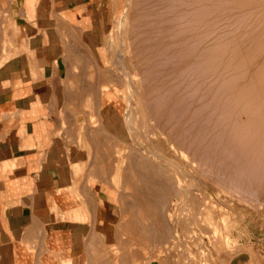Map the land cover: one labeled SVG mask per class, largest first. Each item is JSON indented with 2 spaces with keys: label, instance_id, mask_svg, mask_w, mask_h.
<instances>
[{
  "label": "rangeland",
  "instance_id": "obj_1",
  "mask_svg": "<svg viewBox=\"0 0 264 264\" xmlns=\"http://www.w3.org/2000/svg\"><path fill=\"white\" fill-rule=\"evenodd\" d=\"M110 1L113 13L112 20L105 31L102 51L96 55L91 53L90 58L94 61L95 70L90 71V76L96 80L95 88L98 93L104 90H109L113 93L120 94L122 98V107L126 109L125 116L127 117H124L121 123L123 131L122 133H117L116 137L113 136L112 138L113 141H117L113 142L114 147L104 150V155L101 154V150H97L95 154L96 161L100 162V167L103 169L106 179L109 180L111 178V185L115 189L122 205V214L121 216L117 215L112 222V226L106 230V245L103 244V235L97 236V239L101 241V246H97L96 253L91 254V264H123L121 257L124 254L129 255L130 257V254L134 253L138 257H142V255L143 257H147L148 255L152 257L155 256L157 259L153 260L152 264H264V0H244L246 3L244 1L242 2V0H231L232 4L230 3V0H215V2L214 0H196L198 2L197 5H195L197 2L195 3L193 0H183L186 4H188L187 2L191 3H189L190 5L188 6L184 2H181L182 0H179L180 3L174 0L177 2L175 4L172 0ZM201 1L204 2L201 3ZM238 1H240V3ZM257 1H259V3H257ZM220 2L223 3V5L221 4L222 6L219 5ZM182 3H184V5H186L185 7H188L189 9H185ZM177 4H181L182 6ZM208 5L210 6L208 7ZM175 6H179V8H175ZM180 6L182 8H180ZM205 6L207 7V13L205 10L202 11V8H205ZM234 6L237 8L236 11L234 10ZM258 6L259 9H257ZM215 7H218L219 9ZM210 8H212V10ZM175 9L179 11L177 12ZM196 9H198V11ZM182 10H184V12L186 10L187 13L189 11L191 13L194 12V14H191V16H193L189 18V13H186L187 15L184 12L179 14ZM191 10H193V12ZM173 11L178 15L174 14ZM200 11L202 17L198 14ZM208 12L210 14L214 13V15H209ZM230 12L232 14H230ZM218 13L221 14L219 15ZM235 13L238 14L237 17ZM195 14L199 16L197 17ZM207 15L212 18L210 19ZM228 15L230 16L228 17ZM186 16L188 19L185 18ZM179 17L181 18V21L180 19L177 20ZM182 18L184 20H182ZM197 19L200 22H198ZM188 20L190 23L193 20L192 24L188 23L190 25H187L185 23L186 25H181L184 22H188ZM194 20L198 23H193ZM218 21L221 22L219 23L220 25L217 24ZM205 22L209 25L208 31H206L208 28L206 27L207 25L204 24ZM182 26L186 27L182 28ZM193 26H195V28ZM210 26H212V28ZM175 27L179 29L177 30ZM213 27L218 28L220 31H217V29ZM180 28L181 30H187H182L181 32L179 31ZM112 29L115 30L112 41H110V30ZM172 29H174L176 33ZM214 29L218 33H215ZM155 32H160L159 34L162 35L159 36L158 34V37ZM165 32L167 34H165ZM177 33H183L184 35H178ZM198 33L201 35L205 34L201 36ZM171 35L175 36L172 37ZM189 35H194V39ZM166 36H168V38ZM176 38L178 41H176ZM187 38L189 39L187 40ZM199 38H203L204 40ZM18 39L17 36V40ZM215 39L217 40L216 42ZM182 40L185 41L180 43ZM196 40L198 41L197 44ZM199 40H201L200 42L202 44H199ZM210 40L212 41L209 43ZM168 43H170L172 47L168 46V49H166L164 46H167ZM185 43H187V45ZM8 45L9 43L7 42L6 46ZM158 45L159 48L161 47L160 49L158 48ZM175 45L177 46L175 47ZM153 46H156V48ZM213 47L219 48H216V51ZM172 48L177 49L172 50ZM185 48L188 49L186 50ZM165 49L168 51L162 52L166 51ZM183 50L186 51L183 52ZM175 51H177L176 53L178 54H176ZM191 52L193 53L191 54ZM143 56H145L147 60L144 59ZM218 56L221 59H219ZM176 60L177 62H175ZM183 60L188 62L186 63V61L184 62ZM201 63L203 64L201 65ZM198 65L201 66L199 67ZM163 67H165V69ZM198 67L200 68L199 70ZM136 68L139 71L136 70ZM143 68L146 69L143 70ZM165 70L166 72H164ZM144 71H146V74H144ZM68 72L69 76L77 75L79 69L71 67ZM141 72H143L144 75ZM207 73L213 74L209 75ZM212 75L214 76V79ZM158 77H160V79ZM162 79H164V82ZM226 81L227 83H225ZM191 82L193 84H191ZM240 87L244 90L240 89ZM65 88H72V85L65 84ZM235 90L237 92H235ZM183 91L184 93L182 94ZM206 95L209 96L207 97ZM128 110L130 113H127ZM222 110L225 111L223 112ZM256 111L260 115L256 114ZM238 114L239 116H237ZM127 118L130 119L129 123L127 122V120L129 121ZM260 124L261 126H259ZM253 126H255V128L257 127V129ZM247 127L249 128L247 129ZM258 127L260 128L258 129ZM234 129L236 131H234ZM229 130H231V132ZM198 144H200V146ZM179 145H181V147ZM194 146H196V148ZM181 150L183 152H181ZM148 151H153L149 152V156L151 155L152 157L151 160V157L148 158V155L146 154ZM200 153H203L205 158L201 156ZM143 155L144 157L147 155V159L143 158ZM216 156H218V158ZM164 157L167 160L169 159V162L166 161ZM209 158L210 160L208 161ZM146 160L150 163L151 161H154V165ZM129 161L131 163H128ZM143 161L149 163L148 168L145 166L147 163L144 165ZM188 164H190V166ZM150 165L152 167H157L159 170L156 168V171L153 172L155 168H152V172H150L148 170L151 169ZM177 165L179 166L178 169ZM158 166H160V168ZM162 166H164L166 172H164L165 169L162 170ZM174 167L178 170L177 172L176 170L173 172ZM220 168L222 170H220ZM193 169H195L194 172L192 171ZM199 169L203 170H200L199 172ZM182 170L186 172V174ZM215 170L217 171L215 172ZM157 171H159V174L165 173L166 176H171V174L175 173V175L171 176L172 178L169 176L170 179L168 181L166 179L169 177L164 176L166 177L165 180L170 183V180L174 179L173 177L175 176V179L180 181V186L182 187V185H185L184 189H188V191L185 192L186 197H184V192L178 193L177 195H170L171 197L169 195V197L167 196L169 199V206L171 204V207H167V212L170 213L171 211V214L167 213V216L170 215L169 218H171V224L169 225L170 229H172L168 230V226L165 227L163 224V234L165 235L162 234V236H164L165 239L166 234L167 236L171 235H168V231H170L173 237L175 235V239H172V236H170L169 241H172L171 243L169 242L170 245L167 244L166 247L161 245L154 253L151 252L150 254L153 244H150L151 240L149 237H152V232L148 231L151 235L148 233L145 234V236L149 238L147 239L145 237L146 240L141 241V237L139 238L138 236L141 235L140 233L142 232L140 230L145 224L148 226L149 222L150 226L152 212L155 211L161 201L160 198L156 196L159 194H157L158 192H156L157 190H155V188L160 185L159 182L164 181V178L161 181L160 179L156 181V178H158L156 176L158 173ZM180 172H183L184 174H181ZM208 174L211 175L209 176ZM224 174H230L232 177L230 175L225 176ZM145 175L148 178L151 177L150 182L153 183V185L156 182L155 185L157 186H154V188L151 187L153 185L151 183L149 184L147 180L145 181V179H148ZM142 176H145V179ZM158 176L161 178V175ZM181 177H184V180ZM144 181L145 183H148V187L144 186ZM166 181L165 183L163 182V184H167ZM108 182L109 181H107V184ZM163 184L161 185L163 186ZM187 184H190V186H187ZM142 186L146 187L147 190L146 188H141ZM149 187H151V189ZM148 188L152 191V193L149 192L151 195L146 192L149 190ZM166 188L167 187H165V190L169 187ZM159 189H161V187ZM202 189L204 191H202ZM193 191L195 192L196 197L199 196L200 199H196L195 195L192 193ZM201 191L202 194L198 195ZM143 192H146L144 193L145 196ZM164 193L166 194V191ZM190 195L192 198H190ZM167 197L165 195V199ZM192 199H194V203H191ZM195 199H199L200 201L198 202ZM139 225H141L140 229H138ZM165 228L168 231H166ZM137 230L139 231L137 232ZM173 230L174 232H172ZM150 231H152L151 227ZM164 239H162V241H165ZM138 249L141 250L140 253H144L145 255L140 254ZM141 263H143V261Z\"/></svg>",
  "mask_w": 264,
  "mask_h": 264
},
{
  "label": "crops",
  "instance_id": "obj_2",
  "mask_svg": "<svg viewBox=\"0 0 264 264\" xmlns=\"http://www.w3.org/2000/svg\"><path fill=\"white\" fill-rule=\"evenodd\" d=\"M112 16L110 0H0V264H91L122 214L95 154L126 109L90 76Z\"/></svg>",
  "mask_w": 264,
  "mask_h": 264
},
{
  "label": "bare ground",
  "instance_id": "obj_3",
  "mask_svg": "<svg viewBox=\"0 0 264 264\" xmlns=\"http://www.w3.org/2000/svg\"><path fill=\"white\" fill-rule=\"evenodd\" d=\"M172 1H174V0H172ZM176 1L179 2V0H176ZM186 1H187V0H186ZM193 1H195V3H196L198 0H197V1H196V0H193ZM199 1H200V0H199ZM207 1H208V0H207ZM227 1H228V0H227ZM243 1H244V0H242V2H243ZM252 1H254V0H252ZM252 1H251V2H252ZM260 1H261V0H260ZM177 2L174 1V4L177 3ZM181 2H184V1L182 0ZM203 2H204V1H201V3H203ZM209 2H210V1H209ZM212 2H213V1H212ZM214 2H215V0H214ZM217 2H218V1H217ZM238 2L240 3V1H238ZM244 2H245V1H244ZM179 3H180V2H179ZM184 3H185V2H184ZM184 3H182V5H184ZM187 3H188V4L185 3L187 6L191 4L190 2H187ZM189 3H190V4H189ZM195 3H194V4H195ZM206 3H208V2H206ZM230 3H231V0H230ZM245 3H246V2H245ZM252 3H253V2H252ZM257 3H259V1H257ZM257 3H256V4H257ZM262 3H263V2H262ZM197 4H198V2H197L195 5H197ZM199 4H200V2H199ZM214 4H216V3H214ZM217 4H218V3H217ZM221 4L223 5V3L220 2L219 5H221ZM231 4H232V3H231ZM177 5H181V4H177ZM182 5H181V6H182ZM186 5H184V7H185ZM202 5H203V4H202ZM206 5H207V4H206ZM222 5H221V6H222ZM224 5H226V4H224ZM250 5H251V3H250ZM252 5H253V4H252ZM181 6H180V8H182ZM209 6H210V5H208V7H209ZM213 6H214V5H213ZM228 6H229V5H228ZM230 6H231V5H230ZM235 6H236V4H235ZM235 6H234V7H235ZM242 6H243V5H242ZM245 6H246V5H245ZM255 6H256V5H255ZM197 7H198V6H197ZM218 7H219V6H218ZM218 7H215V8H218ZM234 7H233V8H234ZM256 7H257V6H256ZM175 8H179V6H178V7L175 6ZM187 8H188V7H185V9H187ZM190 8H191V6H190ZM198 8H199V7H198ZM206 8H207L206 6H205V8L203 7V8H202V11L205 10V12H206ZM215 8H214V9H215ZM240 8H243V7H240ZM188 9H189V8H188ZM210 9L212 10V8H210ZM218 9H219V8H218ZM247 9H248V8H247ZM257 9H259V6H258ZM257 9H255V10H257ZM193 10H194V8H193ZM193 10H191V11L193 12ZM196 10L198 11V9H196ZM216 10H217V9H216ZM216 10H213V11H216ZM221 10H222V9H221ZM227 10H228V9H227ZM227 10H226V11H227ZM231 10H232V9H231ZM234 10L236 11L237 8L235 7ZM241 10H242V9H241ZM241 10H240V11H241ZM175 11H177V10L175 9ZM178 11H179V10H178ZM178 11H177V12H178ZM208 11H209V10H208ZM228 11H229V10H228ZM258 11H259V10H258ZM173 12H174V11H173ZM183 12H184V10H182V12L180 11L179 14H182ZM224 12H225V11H224ZM224 12H223V13H224ZM231 12H232V11H231ZM231 12H230V14H232ZM260 12H261V11H260ZM263 12H264V11H263ZM184 13H185V14L187 13L186 10H185ZM188 13H189V14H188ZM188 13H187V14L190 15L189 18H191V17L193 16V15L191 16V14H194V12L191 13L190 11H189ZM206 13H207V12H206ZM208 13H209V12H208ZM227 13H229V12H227ZM174 14L178 15V14L175 13V12H174ZM185 14H183V15H185ZM187 14H186V15H187ZM198 14H200V16L202 17V15H201V11H200V13L198 12ZM212 14L214 15V13H211V14L209 13V15H212ZM218 14L220 15L221 13H218ZM235 14H236V13H235ZM195 15H196V14H195ZM204 15H205V14H204ZM237 15H238V14H236V17H237ZM174 16H175V15H174ZM196 16H197V15H196ZM198 16H199V15H198ZM198 16H197V17H198ZM207 16H208V15H207ZM207 16H206V18H207ZM217 16H218V15H217ZM217 16H216V17H217ZM223 16H224V15H223ZM229 16H230V15H228V17H229ZM231 16H232V15H231ZM177 17H178V16H177ZM180 17H181V16H180ZM180 17L177 18V20L180 19V21H181V18H180ZM197 17H196V18H197ZM201 17H200V18H201ZM208 17L210 18V16H208ZM233 17H234V16H233ZM174 18H175V17H174ZM183 18H184V17H183ZM183 18H182V20H184ZM185 18H187V16H186ZM193 18H195V17H193ZM193 18H192V19H193ZM203 18H205V17H203ZM211 18H212V17H211ZM211 18H210V19H211ZM217 18H219V17H217ZM222 18H223V17H222ZM187 19H188V18H187ZM197 20H198V19H197ZM202 20H203V19H202ZM202 20H201V21H202ZM217 20H218V19H217ZM220 20H222V19H220ZM220 20H219V21H220ZM192 21H193V20H192ZM192 21H191V23H190L189 20H188V22H184V23L181 24V25H186V24H187V25H190V24H192ZM204 21H205V20H204ZM219 21H218V23H217L218 25H220L219 23H221V22H219ZM195 22H197V21L194 20L193 23H195ZM198 22H200V21L198 20ZM198 22H197V23H198ZM208 22H210V21H208ZM213 22H214V21H213ZM185 23H186V24H185ZM188 23H190V24H188ZM211 23H212V21H211ZM215 23H216V21H215ZM215 23H214V24H215ZM179 24H180V23H179ZM195 24H196V23H195ZM204 24L207 25L206 27H207L208 29H207L206 31H208V30H209V27H208L209 25L206 24V22H205ZM204 24H203V25H204ZM217 24H215V25H217ZM174 25H175V23H174ZM211 25H212V24H211ZM177 26H178V25H177ZM177 26H176V27H177ZM198 26H199V25H198ZM200 26H201V25H200ZM213 26H214V25H213ZM176 27H175V28H176ZM179 27H181V26H179ZM183 27H184V26H182V28H183ZM185 27H186V26H185ZM185 27H184V28H185ZM193 27L195 28V26H193ZM210 27L212 28V26H210ZM165 28H166V27H165ZM169 28H171V27H169ZM169 28H168V29H169ZM175 28H174V29H175ZM203 28H204V26H203ZM203 28H202V29H203ZM213 28H215V27H213ZM219 28H220V26H219ZM166 29H167V28H166ZM174 29H172V30H174ZM176 29L178 30L179 28H176ZM215 29H217V31L219 30L218 28H215ZM215 29H214V32L216 33L217 31H216ZM114 30H115V29H114ZM114 30L112 29V30L110 31V35H111V40H110V41H112V37H113V35H114ZM155 30H156V29H155ZM157 30H158V29H157ZM163 30H164V27H163ZM170 30H171V29H170ZM182 30H183V29H182ZM182 30H181V28H180L179 31L182 32ZM184 30H187V29H184ZM184 30H183V31H184ZM196 30L198 31L197 28H196ZM200 30H201V28H200ZM165 31H166V30H165ZM192 31H193V30H192ZM219 31H220V30H219ZM157 32H158V31H157ZM157 32H155V33H157ZM167 32H168V31H167ZM174 32H175V30H174ZM174 32H173V33H174ZM188 32H189V31H188ZM190 32H191V31H190ZM199 32H200V31H199ZM211 32H213V31H211ZM159 33H160V32H159ZM159 33H157V36H158ZM161 33H162V32H161ZM163 33H164V32H163ZM168 33H169V32H168ZM175 33H176V32H175ZM186 33H187V32H186ZM191 33H192V32H191ZM208 33H209V32H208ZM217 33H218V32H217ZM165 34H167V33L165 32ZM177 34H178V33H177ZM179 34H183V33H179ZM179 34H178V35H179ZM187 34H188V33H187ZM198 34H199V33H198ZM204 34H205V33H204ZM204 34H203V35H204ZM210 34H211V33H210ZM210 34H209V35H210ZM213 34H214V33H213ZM213 34H212V35H213ZM151 35H152V34H151ZM160 35H162V34H159V36H160ZM178 35H177V36H178ZM183 35H184V34H183ZM199 35H201V34H199ZM203 35H201V36H203ZM159 36H158V37H159ZM168 36H169V35H168ZM168 36H166V37L168 38ZM171 36L174 37L175 35H174V36L171 35ZM171 36H170V37H171ZM177 36H176V37H177ZM180 36H182V35H180ZM189 36H190V35H189ZM189 36H188V37H189ZM193 36H194V35H192V36H190V37H193ZM201 36H200V37H201ZM215 36H218V35H215ZM163 37H164V36H163ZM166 37H165V38H166ZM196 37H197V35H196ZM160 38H162V37H160ZM178 38H179V37H178ZM204 38H205V37H204ZM147 39H148V38H147ZM174 39H175V38H174ZM179 39H180V38H179ZM184 39H185V36H184ZM188 39H189V38H187V40H188ZM193 39H194V37H193ZM195 39H196V38H195ZM197 39H198V38H197ZM199 39H203V38H199ZM145 40H146V37H145ZM191 40H192V39H191ZM203 40H204V39H203ZM155 41H156V40H155ZM173 41H175V40H173ZM176 41H178L177 38H176ZM184 41H185V40H182V42L180 41V43H183ZM189 41H190V40H189ZM200 41H201V40H199V42H200ZM211 41H212V40H210L209 43H210ZM213 41H214V40H213ZM216 41H217V40L215 39V42H216ZM218 41H219V40H218ZM145 42H146V41H145ZM151 42H152V41H151ZM156 42H157V41H156ZM158 42H159V41H158ZM186 42H187V41H186ZM197 42H198V41L196 40V44H197ZM204 42H205V41H204ZM220 42H221V41H220ZM148 43H149V42H148ZM148 43H147V44H148ZM152 43H153V42H152ZM154 43H155V42H154ZM166 43H167V42H166ZM176 43H177V42H176ZM180 43H179V44H180ZM190 43H191V42H190ZM209 43H208V44H209ZM157 44H158V43H157ZM157 44H156V46H157ZM185 44L187 45V43H185ZM199 44H202V43L200 42ZM213 44H214V43H213ZM141 45H142V44H141ZM141 45H140V46H141ZM149 45H150V44H149ZM151 45H152V44H151ZM163 45H164V44H163ZM183 45H184V44H183ZM194 45H195V44H194ZM194 45H193V47H194ZM215 45H216V44H215ZM215 45H214V46H215ZM221 45H222V44H221ZM145 46H147V45H145ZM145 46H143V47H145ZM156 46H155V47L153 46V47L156 48ZM168 46H171V47H172V45H171L170 43H168L167 46H164V47H166V49H168V48H167ZM173 46H174V45H173ZM176 46H177V45H175V47H176ZM209 46H210V45H209ZM211 46H212V45H211ZM219 46H220V45H219ZM171 47H170V48H171ZM201 47H202V46H201ZM158 48H159V45H158ZM160 48H161V47H160ZM160 48H159V49H160ZM178 48H180V47H178ZM194 48H195V47H194ZM206 48H208V47H206ZM214 48H215V47H213V49H214ZM216 48H217V47H216ZM216 48H215V50H216ZM218 48H219V47H218ZM218 48H217V49H218ZM166 49H165V50H166ZM173 49H175V48H172V50H173ZM176 49H177V48H176ZM176 49H175V50H176ZM183 49H184V48H183ZM185 49H186V48H185ZM187 49H188V48H187ZM187 49H186V50H187ZM204 49H205V48H204ZM109 50H110V48H109ZM111 50H112V49H111ZM156 50H158V49H156ZM156 50H155V51H156ZM170 50H171V49H170ZM178 50H179V49H178ZM180 50H181V49H180ZM186 50H183V52L186 51ZM192 50H193V49H192ZM196 50H197V49H196ZM207 50H208V49H207ZM207 50H206V51H207ZM260 50H261V49H260ZM122 51H123V50H122ZM167 51H168V50H166V51H162V52H167ZM190 51H191V50H190ZM190 51H189V52H190ZM193 51H194V50H193ZM213 51H214V50H213ZM216 51H217V50H216ZM137 52H138V51H137ZM160 52H161V51H160ZM160 52H159V53H160ZM176 52H177V51H175V53H176ZM169 53H170V52H169ZM169 53H167V54H169ZM172 53H173V52H172ZM180 53H181V52H180ZM192 53H193V52H191V54H192ZM198 53H199V52H198ZM208 53H209V51H208ZM248 53H249V52H248ZM176 54H178V53H176ZM183 54H185V53H183ZM189 54H190V53H189ZM189 54H188V55H189ZM199 54H200V53H199ZM216 54H217V52H216ZM172 55H173V54H172ZM194 55H195V54H194ZM197 55H198V54H197ZM200 55H201V54H200ZM219 55H221V54H219ZM227 55H229V54H227ZM168 56H169V55H168ZM214 56H215V55H214ZM143 57H144V59L147 60V58H145V56H143ZM181 57H182V56H181ZM181 57H180V58H181ZM191 57H192V56H191ZM218 57H219V56H218ZM222 57H223V56H222ZM229 57H230V56H229ZM246 57H247V56H246ZM170 58H171V57H170ZM185 58H186V57H185ZM201 58H202V57H201ZM226 58H227V57H226ZM231 58H232V56H231ZM263 58H264V57H263ZM263 58H262V59H263ZM174 59H175V58H174ZM186 59H187V58H186ZM191 59H192V58H191ZM206 59H207V58H206ZM219 59H221V58L219 57ZM224 59H225V58H224ZM229 59H230V58H229ZM229 59H228V60H229ZM172 60H173V59H172ZM179 60H182V59H179ZM188 60H190V59H188ZM194 60H195V59H194ZM197 60H198V59H197ZM201 60H202V59H201ZM214 60H215V59H214ZM222 60H223V59H222ZM228 60H227V62H228ZM259 60H260V58H259ZM141 61H142V60H141ZM150 61H151V60H150ZM173 61H174V60H173ZM183 61H184V60H183ZM183 61H182V63H183ZM185 61H186V60H185ZM185 61H184V62H185ZM206 61H207V60H206ZM219 61H220V60H219ZM225 61H226V60H225ZM175 62H177V60H176ZM187 62H188V61H186V63H187ZM196 62H197V61H196ZM203 62H204V61H203ZM208 62H209V61H208ZM263 62H264V60H263ZM145 63H146V62H145ZM149 63H150V62H149ZM172 63H173V62H172ZM194 63H195V62H194ZM194 63H193V65H194ZM212 63H213V62H212ZM219 63H220V62H219ZM223 63H224V62H223ZM225 63H226V62H225ZM248 63H249V62H248ZM254 63H255V61H254ZM175 64H176V63H175ZM190 64H191V63H190ZM195 64H196V63H195ZM197 64H199V63H197ZM202 64H203V63H201V65H202ZM208 64H209V63H208ZM215 64H216V63H215ZM246 64H247V63H246ZM138 65H140V64H138ZM155 65H157V64H155ZM158 65H159V62H158ZM160 65H161V64H160ZM176 65H177V64H176ZM180 65H181V64H180ZM184 65H186V64H184ZM184 65H183V67H184ZM201 65H200V66H201ZM126 66H127V65H126ZM142 66H144V65H142ZM166 66H167V65H166ZM166 66H165V67H166ZM187 66L190 67L189 65H187ZM198 66H199V65H198ZM200 66H199V67H200ZM229 66H230V65H229ZM242 66H243V65H242ZM145 67H146V66H145ZM165 67H163V68L165 69ZM167 67H168V66H167ZM172 67H173V66H172ZM188 67H187V68H188ZM193 67H194V66H193ZM195 67H197V66H195ZM199 67H198V70L200 69ZM207 67H208V66H207ZM209 67H210V66H209ZM219 67H220V66H219ZM219 67H218V68H219ZM250 67H251V66H250ZM254 67H255V66H254ZM261 67H262V66H261ZM126 68H127V67H126ZM141 68H142V67H141ZM141 68H139V69H141ZM152 68H153V66H152ZM154 68H155V67H154ZM175 68H176V67H175ZM175 68H174V69H175ZM179 68H180V66H179ZM201 68H202V67H201ZM203 68H204V67H203ZM244 68H245V67H244ZM144 69H146V68H143V70H144ZM164 69H163V70H164ZM166 69H168V68H166ZM170 69H171V68H170ZM177 69H178V68H177ZM250 69H252V68H250ZM136 70H138V69L136 68ZM172 70H173V69H172ZM180 70H181V68H180ZM183 70H185V69H183ZM186 70H187V69H186ZM190 70H191V69H190ZM201 70H204V69H201ZM210 70H211V68H210ZM218 70H219V69H218ZM243 70H244V69H243ZM243 70H242V71H243ZM253 70H254V69H253ZM258 70H259V69H258ZM258 70H257V71H258ZM138 71H139V70H138ZM152 71H153V70H152ZM159 71H160V70H159ZM161 71H162V70H161ZM169 71H170V70H169ZM176 71H177V70H176ZM188 71H189V70H188ZM215 71H216V70H215ZM220 71H222V70H220ZM225 71H226V70H225ZM245 71H246V70H245ZM245 71H244V72H245ZM251 71H252V70H251ZM259 71H260V70H259ZM126 72H127V71H126ZM144 72H145L144 74H146V71H144ZM147 72H149V71H147ZM164 72H166V70H165ZM164 72H163V73H164ZM184 72H185V71H184ZM189 72H190V71H189ZM205 72H206V71H205ZM261 72H262V70H261ZM139 73H140V72H139ZM141 73L143 74V72H141ZM151 73H153V72H151ZM160 73H161V72H160ZM180 73H181V72H180ZM195 73H196V72H195ZM253 73H254V71H253ZM253 73H252V74H253ZM128 74H129V70H128ZM144 74H143V75H144ZM153 74H154V73H153ZM156 74H157V73H156ZM158 74H159V72H158ZM178 74H179V73H178ZM183 74H184V73H183ZM187 74H189V73H187ZM187 74H186V75H187ZM207 74H209V73H207ZM207 74H206V76H207ZM210 74H213V73H210ZM210 74H209V75H210ZM220 74H221V73H220ZM234 74H235V73H234ZM130 75H131V73H130ZM171 75H172V74H171ZM173 75H175V74H173ZM249 75H250V74H249ZM152 76H153V75H152ZM152 76H151V77H152ZM181 76H182V75H181ZM153 77H154V76H153ZM161 77H162V76H161ZM169 77H171V76H169ZM196 77H197V76H196ZM212 77H213V79H214V76H213V75H212ZM218 77H219V76H218ZM218 77H217V78H218ZM128 78H129V77H128ZM156 78H157V76H156ZM158 78L160 79V77H158ZM187 78H188V77H187ZM191 78H192V77H191ZM197 78H199V77H197ZM197 78H196V79H197ZM215 78H216V77H215ZM183 79H184V78H183ZM205 79H206V78H205ZM243 79H245V78H243ZM163 80H164V79H162V81H163ZM190 80H191V79H190ZM194 80H195V79H194ZM197 80H198V79H197ZM197 80H196V81H197ZM200 80H201V79H200ZM229 80H230V79H229ZM245 80H246V79H245ZM248 80H249V79H248ZM154 81H155V80H154ZM159 81H160V80H159ZM159 81H158V82H159ZM171 81H172V80H171ZM221 81H222V80H221ZM221 81H220V82H221ZM163 82H164V81H163ZM193 82H195V81H193ZM201 82H202V81H201ZM215 82H216V81H215ZM223 82H224V80H223ZM238 82H239V81H238ZM248 82H249V81H248ZM151 83H153V82H151ZM154 83H155V82H154ZM174 83H175V82H174ZM225 83H227V81H226ZM239 83H241V82H239ZM161 84H162V83H161ZM191 84H193V83L191 82ZM201 84H202V83H201ZM220 84H221V83H220ZM183 85H184V84H183ZM194 85H195V84H194ZM207 85H208V84H207ZM217 85H218V84H217ZM221 85H222V84H221ZM227 85H229V84H227ZM247 85H248V84H247ZM154 86H155V85H154ZM171 86H172V85H171ZM209 86H210V85H209ZM232 86H233V85H232ZM144 87H145V86H144ZM160 87H161V86H160ZM160 87H159V88H160ZM182 87H183V86H182ZM184 87H185V86H184ZM188 87H189V86H188ZM212 87H213V86H212ZM215 87H217V86H215ZM215 87H214V88H215ZM146 88H147V86H146ZM185 88H186V87H185ZM202 88H203V87H202ZM144 89H145V88H144ZM215 89H216V88H215ZM240 89H243V88L240 87ZM232 90H233V89H232ZM243 90H244V89H243ZM259 90H260V88H259ZM167 91H168V90H167ZM170 91H171V90H170ZM189 91H190V90H189ZM210 91H211V89H210ZM261 91H262V90H261ZM165 92H166V91H165ZM187 92H188V91H187ZM204 92H205V91H204ZM235 92H237V91L235 90ZM241 92H242V90H241ZM244 92H245V91H244ZM248 92H249V91H248ZM148 93H149V92H148ZM167 93H168V92H167ZM183 93H184V91L182 92V94H183ZM208 93H209V92H208ZM226 93H227V91H226ZM250 93H251V92H250ZM261 93H262V92H261ZM261 93H260V94H261ZM169 94H170V93H169ZM210 94H211V93H210ZM216 94H217V93H216ZM216 94H215V95H216ZM222 94H223V93H222ZM224 94H225V93H224ZM163 95H164V94H163ZM170 95H171V94H170ZM202 95H203V94H202ZM244 95H245V94H244ZM160 96H161V95H160ZM180 96H181V95H180ZM206 96L208 97L209 95H206ZM230 96H232V95H230ZM241 96H242V95H241ZM174 97H175V96H174ZM221 97H222V96H221ZM200 98H201V97H200ZM216 98H217V97H216ZM236 99H237V98H236ZM209 100H210V99H209ZM225 100H226V99H225ZM229 100H230V99H229ZM232 100H234V99H232ZM242 100H243V99H242ZM248 100H250V99H248ZM175 101H176V100H175ZM222 101H223V100H222ZM238 101H239V100H238ZM245 101H247V100H245ZM206 102H207V100H206ZM236 102H237V101H236ZM240 102H241V101H240ZM262 102H263V100H262ZM175 103H176V102H175ZM194 103H195V101H194ZM219 103H220V102H219ZM225 103H226V101H225ZM241 103H242V102H241ZM245 103H246V102H245ZM252 103H253V102H252ZM255 103H256V102H255ZM195 104H196V103H195ZM262 104H263V103H262ZM227 105H228V104H227ZM233 105H234V104H233ZM256 105H257V104H256ZM217 106H218V105H217ZM220 106H221V105H220ZM263 106H264V105H263ZM129 107H130V105H129ZM222 107H223V105H222ZM241 107H242V106H241ZM246 107H247V106H246ZM232 108H233V107H232ZM235 108H236V107H235ZM217 109H218V108H217ZM129 110H130V109H129ZM129 110H128L127 113H130ZM238 110H240V109H238ZM245 110H246V109H245ZM263 110H264V108H263ZM222 111H223V110H222ZM224 111H225V110H224ZM224 111H223V112H224ZM232 111H233V110H232ZM246 111H247V110H246ZM260 111H261V110H260ZM250 112H251V111H250ZM250 112H249V113H250ZM213 113H214V112H213ZM213 113H211V114H213ZM218 113H220V112H218ZM225 113H226V112H225ZM229 113H230V112H229ZM233 113H235V112H233ZM221 114H222V113H221ZM246 114H248V113H246ZM250 114H251V113H250ZM250 114H249V115H250ZM256 114H258L257 111H256ZM219 115H220V114H219ZM251 115H252V114H251ZM258 115H260V114H258ZM210 116H211V115H210ZM227 116H228V115H227ZM237 116H239V114H238ZM244 116H245V114H244ZM246 116H247V115H246ZM254 116H255V115H254ZM125 117H127V116H125ZM257 117H258V116H257ZM173 118H174V117H173ZM173 118H172V119H173ZM202 118H203V117H202ZM219 118H220V117H219ZM227 118H228V117H227ZM250 118H251V117H250ZM254 118H255V117H254ZM127 119H129V118H127ZM225 119H226V118H225ZM222 120H223V117H222ZM246 120H247V119H246ZM246 120H245V121H246ZM261 120H262V119H261ZM261 120H260V121H261ZM184 121H185V120H184ZM229 121H230V120H229ZM127 122L129 123V122H130V119H129V121L127 120ZM242 122H243V121H242ZM242 122H241V123H242ZM262 122H263V121H262ZM262 122H261V123H262ZM224 123H225V121H224ZM228 123H229V122H228ZM231 123H232V122H231ZM249 123H250V121H249ZM251 123H252V122H251ZM255 123H256V122H255ZM257 123H258V122H257ZM199 124H200V123H199ZM247 125H248V124H247ZM251 125H253V124H251ZM201 126H202V125H201ZM231 126H232V125H231ZM240 126H241V125H240ZM243 126H246V125H243ZM248 126H250V125H248ZM257 126H258V125H257ZM259 126H261V124H260ZM263 126H264V125H263ZM177 127H178V126H177ZM226 127H227V126H226ZM251 127H252V126H251ZM253 127L255 128V126H253ZM187 128H189V127H187ZM200 128H203V127H200ZM227 128H228V127H227ZM229 128H230V127H229ZM232 128H233V127H232ZM244 128H245V127H244ZM248 128H249V127H247V129H248ZM259 128H260V127H258V129H259ZM263 128H264V127H263ZM207 129H208V128H207ZM241 129H242V128H241ZM241 129H240V130H241ZM255 129H257V127H256ZM170 130H171V129H170ZM221 130H222V129H221ZM232 130H233V129H232ZM243 130H244V129H243ZM215 131H216V130H215ZM217 131H218V130H217ZM229 131L231 132V130H229ZM234 131H236V130L234 129ZM238 131H239V130H238ZM232 132H233V131H232ZM184 133H185V132H184ZM174 134H175V133H174ZM180 135H181V134H180ZM194 135H195V134H194ZM168 136H169V134H168ZM173 136H175V135H173ZM189 136H190V135H189ZM202 136H203V134H202ZM180 137H181V136H180ZM187 137H188V136H187ZM169 138H170V137H169ZM174 138H175V137H174ZM193 138H194V136H193ZM191 139H192V138H191ZM172 140H174V139H172ZM172 140H171V141H172ZM194 140H195V139H194ZM183 141H184V140H183ZM185 141H186V140H185ZM189 141H190V140H189ZM192 142H193V141H192ZM229 142H230V141H229ZM194 143H195V142H194ZM196 143H197V142H196ZM203 143H204V142H203ZM230 143H232V142H230ZM183 144H184V142H183ZM169 145H170V144H169ZM175 145H176V144H175ZM198 145L200 146V144H198ZM177 146H178V145H177ZM179 146L181 147V145H179ZM188 146H189V145H188ZM194 147L196 148V146H194ZM142 148H143V147H142ZM142 148H141V150H142ZM172 148H173V147H172ZM190 148H191V147H190ZM201 148H202V147H201ZM176 149H177V148H176ZM176 149H175V150H176ZM186 149H187V148H186ZM197 149H199V148H197ZM146 150H147V149H146ZM149 150H150V149H149ZM210 150H211V148H210ZM176 151H178V150H176ZM186 151H187V150H186ZM186 151H185V152H186ZM198 151H200V150H198ZM144 152H145V151H144ZM144 152H143V154H144ZM149 152H153V151H148V153H146V154L148 155V158L151 157V155L149 156ZM179 152H180V151H179ZM181 152H183V151L181 150ZM195 152H196V151H195ZM206 152H207V151H206ZM192 153H193V152H192ZM203 153H204V151H203ZM203 153H200L201 156L204 155ZM209 153H210V152H209ZM178 154H179V153H178ZM185 154H186V153H185ZM147 155H145V157H144V155H143L142 157L147 159V157H146ZM189 155H190V154H189ZM192 155H193V154H192ZM195 155H196V154H195ZM214 155H215V154H214ZM222 155H223V154H222ZM160 156H161V155H160ZM187 156H188V155H187ZM224 156H225V155H224ZM126 157H127V156H126ZM188 157H189V156H188ZM193 157H194V156H193ZM197 157H199V156H197ZM203 157H204V156H203ZM207 157H208V155H207ZM216 157L218 158V156H216ZM162 158H163V157H162ZM164 158H165V157H164ZM204 158H205V157H204ZM210 158H212V157H210ZM210 158L208 159V161L210 160ZM151 159H152V157L150 158V160H151ZM165 159H166V158H165ZM165 159H164V161H165ZM189 159H190V158H189ZM206 159H207V158H206ZM213 159H214V158H213ZM126 160H127V159H126ZM141 160H142V158H141ZM148 160H149V159H148ZM148 160H146V161H148ZM150 160H149V161H150ZM153 160H154V159H153ZM185 160H186V158H185ZM190 160H191V159H190ZM215 160H216V159H215ZM149 161H148V162H149ZM166 161L169 162V159H168V160L166 159ZM186 161H187V160H186ZM205 161H206V160H205ZM232 161H235V160H232ZM153 162H154V161H151V163L154 165ZM155 162H157V161H155ZM172 162H173V161H172ZM187 162H188V161H187ZM200 162H201V161H200ZM206 162H207V161H206ZM128 163H131V162L129 161ZM141 163H142V161H141ZM143 163H144V165H145L147 162H144V161H143ZM149 163H150V162H149ZM149 163H147V165H145L147 168L149 167ZM151 163H150V164H151ZM159 163H160V161H159ZM197 163H198V162H197ZM215 163H216V162H215ZM161 164H162V163H161ZM167 164H168V163H167ZM177 164H178V163H177ZM199 164H200V163H199ZM233 164H234V163H233ZM162 165H163V164H162ZM188 165L190 166V164H188ZM200 165H201V164H200ZM226 165H227V164H226ZM235 165H236V164H235ZM235 165H234V166H235ZM150 166H151V165H150ZM168 166H169V164H168ZM168 166H167V167H168ZM177 166H178V165H177ZM182 166H183V165H182ZM196 166H197V165H196ZM158 167L160 168V166H158ZM200 167H201V166H200ZM208 167H209V165H208ZM216 167H217V166H216ZM220 167H221V166H220ZM131 168H132V167H131ZM131 168H130V169H131ZM152 168H153V169L155 168V170L153 171V172H155L157 167H154V166L152 167V166H151V169H148V170H149L150 172H152V171H151ZM161 168H162V170L165 169L164 166H162ZM168 168H169V167H168ZM172 168H173V167H172ZM172 168H171V169H172ZM175 168H176V167H174L173 172H174V170H176ZM178 168H179V166L177 167V169H178ZM204 168H205V166H204ZM204 168H203V169H204ZM224 168H225V167H224ZM224 168H223V169H224ZM231 168H232V167H231ZM235 168H236V167H235ZM180 169H181V168H180ZM196 169H197V168H196ZM203 169H199V172H200V170L202 171ZM232 169H233V168H232ZM236 169H237V168H236ZM157 170H159V169L157 168ZM194 170H195V169H193L192 171L194 172ZM220 170H222V169L220 168ZM160 171H161V170H160ZM177 171H178V170H176V172H177ZM182 171H183V170H182ZM216 171H217V170H215V172H216ZM231 171H233V170H231ZM235 171H236V170H235ZM157 172H158V173H157L158 175H161V178H160V176H158V175L156 174V176L158 177V178H156V181H157L158 179H160V181H161V180L164 178V179H163V180H164V181H163L164 183H165L166 180L168 181L172 175H175V173H174V174H171V176H170V175H167V176H166L165 173H163V174H164V175H163L162 173L159 174V171H157ZM162 172H163V171H162ZM164 172H166V169H165ZM173 172H172V173H173ZM183 172H184V171H183ZM183 172H182V173H183ZM203 172H204V171H203ZM206 172H207V170H206ZM229 172H230V171H229ZM229 172H228V173H229ZM180 173H181V172H180ZM182 173H181V174H182ZM184 173L186 174V172H184ZM184 173H183V174H184ZM207 173H208V172H207ZM207 173H205V174H207ZM169 174H170V172H169ZM177 174H178V173H177ZM199 174H201V173H199ZM205 174H204V175H205ZM232 174H233V173H232ZM162 175H163V177H162ZM201 175H202V174H201ZM204 175H203V176H204ZM208 175L210 176L211 174H208ZM221 175H222V172H221ZM224 175L226 176V175H230V174H224ZM145 176H146V175H145ZM145 176H144V177H145ZM164 176H166V177H169V176H170V177H169L168 179L165 180L166 177H164ZM197 176H198V175H197ZM225 176H224V177H225ZM230 176H231V175H230ZM142 177H143V176H142ZM144 177H143V178H144ZM146 177H147V176H146ZM185 177H186V176H185ZM204 177H206V176H204ZM231 177H232V176H231ZM143 178H141V179H143ZM147 178H148V177H147ZM150 178H151V177H150ZM150 178H148V179H145V178H144V179H145V181L147 180V182H149V184H150V183H151V182H150ZM171 178H172V177H171ZM173 178H174V179L170 180V183L166 181L167 184H163V182H159V181H158L159 184H160V185L163 184V186H162V185H161V186L158 185V186H159V187H158L157 185H155L156 182H155L154 185H153V183H151L153 186L149 185V186H151V187H153V188H154V186H155V187L157 186L156 188H158V189L161 187V189H159V190L155 188V190H157L156 192H158L157 194H159V195H156V196H158V197L160 198L161 201H160L158 207L155 209V211L152 212L151 217L149 216V217L151 218V220L149 219V220L151 221V224H150V226H149V222H148V226H149V227L146 226L147 224H145V225L141 228V230H140V231L142 232V233H140L141 235L138 236L139 238H140V237L142 238V239L140 238L141 241H142V240H146V239H145V237H146L145 234L148 233V231H149V232H152V237H149L150 240H151V243H150V242H149V243H150V244H153V247H152V250L150 251V254H151V252L154 253V252L156 251V249L159 248V246H161V245L164 246V247H166L167 244H169V242H170V241H169V237H170V236H172V237H171L172 239H175V235H174V237H173L172 233H171L170 231H168V230H171V229H172V228L170 229V225H169V224H171V218H169L170 215L167 216L168 214H171V211H170V213L167 212V207L169 206V204H168V203H169V202H168V200H169L168 197H169L170 195H174V194L177 195L178 193H183V192H184V197H186L185 192H187L188 189H184V186H185V185H184V186L182 185V187H181V186H180V185H181L180 181H179V180H176V179H175V176H174ZM176 178H177V175H176ZM181 178H182V177H181ZM183 178H184V177H183ZM183 178H182V179H183ZM187 178H189V177H187ZM199 178H200V177H199ZM218 178H219V176H218ZM225 178H226V177H225ZM227 178H228V177H227ZM229 178H230V177H229ZM144 179H143V180H144ZM152 179H153V178H152ZM235 179H236V178H235ZM148 180H149V181H148ZM154 180H155V178H154ZM183 180H184V179H183ZM183 180H182V181H183ZM221 180H223V179H221ZM145 181H144V183H145ZM173 181H175V182L177 181V182H176V185H175V182H173ZM219 181H220V180H219ZM229 181H230V180H229ZM158 182H157V183H158ZM171 182H173V183H171ZM184 182H186V181H184ZM192 182H194V181H192ZM230 182H231V181H230ZM238 182H239V181H238ZM247 182H248V181H247ZM168 183H169V185H168ZM187 183H190V182H187ZM196 183H198V182H196ZM207 183H208V182H207ZM215 183H217V182H215ZM243 183H245V182H243ZM145 184H146V185H145ZM145 184H144V186H147V187H148V185H147L148 183H145ZM170 184H172L173 186L170 185ZM182 184H183V183H182ZM185 184H186V183H185ZM213 184H214V183H213ZM236 184H239V183H236ZM164 185H165V186H164ZM188 185L190 186V184H187V186H188ZM195 185H196V184H195ZM220 185H221V184H220ZM247 185H249V184H247ZM130 186H131V185H130ZM144 186H142L141 188H143V189L146 188V187H144ZM175 186H176V187H175ZM204 186H205V185H204ZM217 186H218V184H217ZM235 186H236V185H235ZM244 186H245V184H244ZM151 187H149V188L151 189ZM165 187H167V188L169 187L168 189L166 188V189L169 190V191L165 190ZM194 187H195V186H194ZM194 187H192V188H194ZM222 187H223V186H222ZM227 187H228V186H227ZM238 187H239V186H238ZM149 188H148V189H149ZM162 188H163V189H162ZM170 188H171V190H170ZM185 188H186V187H185ZM188 188H189V187H188ZM195 188H196V187H195ZM195 188H194V189H195ZM239 188H240V187H239ZM150 189H149L148 191H146V192H148L147 194H150V195H151L152 191H151ZM194 189H193V190H194ZM196 189H197V188H196ZM224 189H225V188H224ZM228 189H229V188H228ZM250 189H251V188H250ZM146 190H147V188H146ZM152 190H153V189H152ZM162 190H164V191H162ZM200 190H201V189H200ZM217 190H218V189H217ZM153 191H154V190H153ZM159 191H160V192H159ZM165 191H166V194L164 193ZM202 191H204V190L202 189ZM202 191H201L200 193H198V195L202 194ZM251 191H252V190H251ZM146 192H143V194L146 193ZM149 192H151V193H149ZM154 192H155V191H154ZM154 192H153V193H154ZM192 193H193V194L195 195V197H196L195 192L193 191ZM188 194H189V193H188ZM236 194H237V193H236ZM242 194H243V193H242ZM254 194H255V193H254ZM154 195H155V193H154ZM165 195H166V197H167L168 195H169V196L165 199ZM182 195H183V194H182ZM203 195H204V194H203ZM144 196H145V194H144ZM148 196H149V195H148ZM152 196H153V194H152ZM225 196H226V195H225ZM170 197H171V196H170ZM177 197H178V196H177ZM200 197H201V196H200ZM206 197H207V196H206ZM248 197H249V196H248ZM144 198H145V197H144ZM190 198H192L191 195H190ZM197 198H199V196L196 197V199H197ZM218 198H219V197H218ZM253 198H254V197H253ZM142 199H143V198H142ZM175 199H176V198H175ZM184 199H185V198H184ZM196 199H195V200H196ZM199 199H200V198H199ZM199 199L196 200V201L199 202V201H200ZM202 199H203V197H202ZM254 199H255V198H254ZM257 199H258V198H257ZM208 200H209V199H208ZM219 200H220V199H219ZM170 201H171V200H170ZM173 201H175V200H173ZM193 201H194V199H192V202H191V203H194ZM176 202H177V201H176ZM176 202H175V203H176ZM184 202H186V201H184ZM184 202H183V203H184ZM213 202H214V201H213ZM224 202H225V201H224ZM179 203H180V201H179ZM186 203H187V202H186ZM188 203H189V201H188ZM261 203H262V202H261ZM196 204H197V202H196ZM198 204H199V203H198ZM259 204H260V203H259ZM172 205H173V204H172ZM174 205H175V204H174ZM184 205H185V204H184ZM192 205H193V204H192ZM192 205H191V206H192ZM194 205H195V204H194ZM203 205H204V204H203ZM203 205H202V206H203ZM227 205H228V204H227ZM182 206H183V204H182ZM169 207H171V204H170ZM172 207H173V206H172ZM193 207H194V206H193ZM223 207H224V206H223ZM175 208H176V207H175ZM188 209H189V207H188ZM225 209H227V208H225ZM185 210H186V209H185ZM185 210H184V212H185ZM178 211H179V210H178ZM178 211H177V212H178ZM180 211H181V210H180ZM186 211H187V210H186ZM229 211H230V210H229ZM167 213H168V214H167ZM178 213H179V212H178ZM234 213H235V212H234ZM185 214H186V213H185ZM186 216H187V215H186ZM186 216H185V217H186ZM172 217H174V216H172ZM185 217H184V219H185ZM186 220H187V219H186ZM176 221H177V219H176ZM165 222H166V225H165ZM130 223H131V222H130ZM133 223H134V222H133ZM133 223H132V225H133ZM167 223H168V225H167ZM139 224H140V223H139ZM163 224H164L165 227L168 226V228H167L168 230L165 228L166 231H168V235L171 234V235H169V236H167V234H166L165 239H164V236H162L163 231H164V226H163ZM173 224H174V223H173ZM182 224H183V223H182ZM134 225H135V224H134ZM173 226H174V225H173ZM179 226H180V224H179ZM133 227H134V226H133ZM133 227H132V228H133ZM140 227H141V225L138 226V229H140ZM150 227H151V230H152V231H150ZM134 228H135V227H134ZM136 228H137V227H136ZM173 229H174V228H173ZM134 230H135V229H134ZM138 231H139V230H137V232H138ZM166 231H165V232H166ZM135 232H136V230H135ZM172 232H174V230H173ZM148 234L151 235L150 233H148ZM163 235H165V234H163ZM166 237H167V239H166ZM146 238H147V237H146ZM149 238H147V239H149ZM161 238L164 239L165 241H162ZM167 240H168V241H167ZM226 240H227V239H226ZM171 242H172V241H171ZM171 242H170V243H171ZM225 244H226V243H225ZM169 245H170V244H169ZM216 246H217V245H216ZM225 247H226V246H225ZM163 249H164V248H163ZM165 250H166V249H165ZM140 251H141V250L138 249V252H139V253H140ZM142 252H143V251H142ZM144 252H145V251H144ZM146 252H147V251H146ZM140 254H144V253H140ZM148 254H149V253H148ZM144 255H145V254H144ZM139 257H140V256H139ZM139 257H138V258H139ZM133 258H134V257H133ZM133 258H132V259H133ZM156 259H157V258H156L155 256L152 257V256L148 255L147 257H143V255H142V257H140V258L138 259V262H134L133 264H152L153 260H156ZM142 261H143V263H141Z\"/></svg>",
  "mask_w": 264,
  "mask_h": 264
}]
</instances>
